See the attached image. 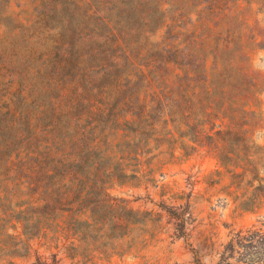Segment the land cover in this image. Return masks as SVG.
<instances>
[{
  "label": "rangeland",
  "instance_id": "374dc122",
  "mask_svg": "<svg viewBox=\"0 0 264 264\" xmlns=\"http://www.w3.org/2000/svg\"><path fill=\"white\" fill-rule=\"evenodd\" d=\"M78 157L121 164L106 193L163 212L140 252L98 264H264V205L235 212L231 173L210 185L222 160L264 184V0H0V211L65 193ZM162 207L185 209L181 230ZM23 229L0 222V264H86L21 248ZM237 240L254 248L223 262Z\"/></svg>",
  "mask_w": 264,
  "mask_h": 264
},
{
  "label": "trees",
  "instance_id": "16d2710c",
  "mask_svg": "<svg viewBox=\"0 0 264 264\" xmlns=\"http://www.w3.org/2000/svg\"><path fill=\"white\" fill-rule=\"evenodd\" d=\"M126 122L134 123L135 120H126ZM138 155L137 153L135 155L137 160H139ZM120 165L105 166L103 169L101 165L89 166L85 158H75L65 163L64 168L59 172L60 182L63 181L66 187L65 193H55V197L45 201L43 205L30 203L24 208L19 207L18 211L13 210L12 213L6 210L0 211V222L15 218L24 227L22 233L27 240L21 241V248L27 251L31 248L28 241L40 239L44 241V244L49 243L55 247H61L71 259L79 258L82 263L86 264H98L99 261L108 262L114 255L123 256L133 251L138 253L152 241L151 238L155 237L151 232L160 227L163 212L135 210L129 208L123 199L112 198L106 193L111 182L118 180L119 184H124V181L116 179L122 176L118 172L124 170L120 168ZM221 165L225 170H218L219 178L210 182V185L221 183L225 175L229 173L234 179L240 177L237 184L245 191L241 196L234 197L236 204L234 211L246 213L261 209L264 205V184L261 183L249 192L250 184L241 186L246 177V169L243 172H236L235 169H230L225 160L221 161ZM124 176H127V173H124ZM135 178L138 179V176L135 175ZM228 194L232 195V191ZM162 210L169 215L168 222H171L175 230H181L178 226L186 224L184 208L178 207L173 209L174 212L168 207H162ZM140 232L143 234L150 232V237L141 236ZM241 234L242 231L238 234L240 239L253 240V238L241 237ZM238 240L236 243L228 244L221 255L223 262L226 260V254L230 257L240 252L239 249L243 248L247 251L254 248L252 241L244 243ZM261 240L258 260L264 263V252H262L264 235ZM13 254L20 253L14 251ZM250 254L251 251L244 252V255L242 253L243 259L248 260L245 256ZM53 256L51 263L43 261L38 256L36 262L32 264H59L56 254ZM243 259L240 260L243 261Z\"/></svg>",
  "mask_w": 264,
  "mask_h": 264
}]
</instances>
